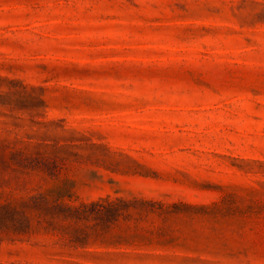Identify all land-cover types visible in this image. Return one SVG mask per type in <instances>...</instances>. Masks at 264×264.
I'll return each mask as SVG.
<instances>
[{"label": "rangeland", "instance_id": "374dc122", "mask_svg": "<svg viewBox=\"0 0 264 264\" xmlns=\"http://www.w3.org/2000/svg\"><path fill=\"white\" fill-rule=\"evenodd\" d=\"M0 264H264V0H0Z\"/></svg>", "mask_w": 264, "mask_h": 264}, {"label": "trees", "instance_id": "16d2710c", "mask_svg": "<svg viewBox=\"0 0 264 264\" xmlns=\"http://www.w3.org/2000/svg\"><path fill=\"white\" fill-rule=\"evenodd\" d=\"M108 203H106V205H102V208L103 209H109V210H112L113 209V206L116 205V203L114 201H107Z\"/></svg>", "mask_w": 264, "mask_h": 264}]
</instances>
